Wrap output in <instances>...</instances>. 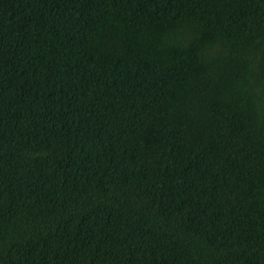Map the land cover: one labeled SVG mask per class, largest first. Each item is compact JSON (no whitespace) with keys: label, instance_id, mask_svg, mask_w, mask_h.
Returning <instances> with one entry per match:
<instances>
[{"label":"trees","instance_id":"16d2710c","mask_svg":"<svg viewBox=\"0 0 264 264\" xmlns=\"http://www.w3.org/2000/svg\"><path fill=\"white\" fill-rule=\"evenodd\" d=\"M0 264H264V0H0Z\"/></svg>","mask_w":264,"mask_h":264}]
</instances>
